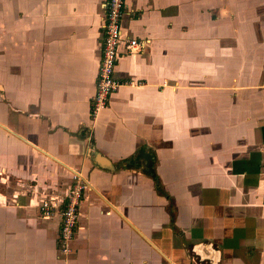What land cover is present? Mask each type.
I'll return each instance as SVG.
<instances>
[{
    "label": "crops",
    "instance_id": "crops-1",
    "mask_svg": "<svg viewBox=\"0 0 264 264\" xmlns=\"http://www.w3.org/2000/svg\"><path fill=\"white\" fill-rule=\"evenodd\" d=\"M231 1L122 0L141 44L90 118L105 0H0V264H264V25ZM73 170L63 254L37 204Z\"/></svg>",
    "mask_w": 264,
    "mask_h": 264
},
{
    "label": "built area",
    "instance_id": "built-area-1",
    "mask_svg": "<svg viewBox=\"0 0 264 264\" xmlns=\"http://www.w3.org/2000/svg\"><path fill=\"white\" fill-rule=\"evenodd\" d=\"M122 0H105L103 4V21L101 24V48L95 79V88L89 106L90 118L107 104L111 92L123 82L114 76L116 52L122 44L124 53L139 49L141 42L136 39H122L119 18ZM67 191L59 195L47 196L39 201L37 210L44 218L57 216L58 223V251L67 254L71 251L69 242L76 228L80 199L87 188V180L80 171L73 170ZM264 205V186L262 193Z\"/></svg>",
    "mask_w": 264,
    "mask_h": 264
},
{
    "label": "rangeland",
    "instance_id": "rangeland-1",
    "mask_svg": "<svg viewBox=\"0 0 264 264\" xmlns=\"http://www.w3.org/2000/svg\"><path fill=\"white\" fill-rule=\"evenodd\" d=\"M241 1L244 3V0H241ZM240 4H241L240 0H238V2L235 0L231 1V5L233 8L240 6ZM245 4H246L245 5L246 12L245 11L244 12H245V15L247 18H246V22L243 23L242 26H245L244 29L246 31L247 37H245L243 39V41L248 43V44L249 43L252 44L255 42V39L248 38V35H249L248 32L257 31L256 25H258L259 21H263L262 24L264 25V0H246ZM257 16H260L262 19L259 20V18ZM5 38H4V41L2 42V46H0V50H2L1 48H4L3 44L7 47V49L9 47L13 46L8 42L7 38L6 39ZM0 42H1V40H0ZM5 58L6 59L9 58V55L6 54ZM0 74L2 75V69L0 70ZM2 77L4 78V76H2ZM0 79H1V76H0Z\"/></svg>",
    "mask_w": 264,
    "mask_h": 264
}]
</instances>
